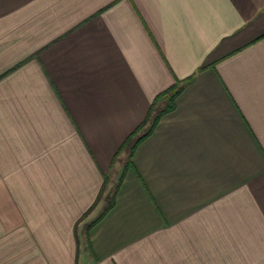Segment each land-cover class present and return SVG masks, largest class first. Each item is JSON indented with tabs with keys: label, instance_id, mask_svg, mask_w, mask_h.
<instances>
[{
	"label": "crops",
	"instance_id": "1",
	"mask_svg": "<svg viewBox=\"0 0 264 264\" xmlns=\"http://www.w3.org/2000/svg\"><path fill=\"white\" fill-rule=\"evenodd\" d=\"M0 264H264V0H0Z\"/></svg>",
	"mask_w": 264,
	"mask_h": 264
},
{
	"label": "trees",
	"instance_id": "2",
	"mask_svg": "<svg viewBox=\"0 0 264 264\" xmlns=\"http://www.w3.org/2000/svg\"><path fill=\"white\" fill-rule=\"evenodd\" d=\"M190 79L191 77L182 80H176L175 83H173L170 87L160 92L152 102L148 114L144 119L143 123L137 129H135L123 142L120 151L125 150L128 155V160L125 163L124 168L122 169V172L118 177L117 183L114 185L113 191L111 193L106 194L104 198L105 205L103 206L102 211L99 213L97 218H95L93 221L86 225L85 231L87 233V238L88 231L91 226L95 224L98 220H100L106 214V212L114 205L116 192L125 175L126 169L131 165L130 159L133 155L136 146L142 140H144L150 133H152L160 118L174 108L176 97L182 91L184 86L190 81ZM105 184L106 183L103 184V187L91 208H93V206L101 199L102 190L105 187Z\"/></svg>",
	"mask_w": 264,
	"mask_h": 264
},
{
	"label": "rangeland",
	"instance_id": "3",
	"mask_svg": "<svg viewBox=\"0 0 264 264\" xmlns=\"http://www.w3.org/2000/svg\"><path fill=\"white\" fill-rule=\"evenodd\" d=\"M122 160H123V164L125 165V163L127 162V160H128V155H127V153L125 152V154H124V156H122ZM123 165V166H124ZM124 168V167H123ZM113 191V189L112 190H109V192H107V193H105V191H104V193L102 194V198L100 199V202L102 203V205L104 206L105 205V196H106V194H108V193H111ZM102 206V207H103ZM101 211H102V209H101ZM100 211V212H101ZM99 215V214H98ZM95 218H97V216L95 217ZM93 221V220H92ZM86 229H85V226H84V224H83V226H82V229H81V231H80V241H81V243L84 245V249H87L88 248V246H87V233H86V231H85ZM81 251V250H80Z\"/></svg>",
	"mask_w": 264,
	"mask_h": 264
}]
</instances>
